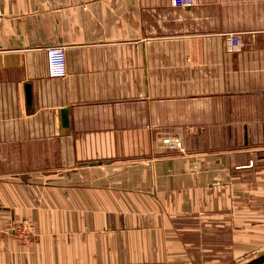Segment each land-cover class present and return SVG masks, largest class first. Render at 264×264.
I'll return each mask as SVG.
<instances>
[{
	"label": "crops",
	"instance_id": "1",
	"mask_svg": "<svg viewBox=\"0 0 264 264\" xmlns=\"http://www.w3.org/2000/svg\"><path fill=\"white\" fill-rule=\"evenodd\" d=\"M0 8V264L264 251V0ZM49 46L65 48L67 78L49 77ZM166 137L185 150H158Z\"/></svg>",
	"mask_w": 264,
	"mask_h": 264
},
{
	"label": "built area",
	"instance_id": "2",
	"mask_svg": "<svg viewBox=\"0 0 264 264\" xmlns=\"http://www.w3.org/2000/svg\"><path fill=\"white\" fill-rule=\"evenodd\" d=\"M198 0H173L176 7H192L197 5ZM4 21V14L0 8V25ZM229 45L232 50L239 51L243 49L244 45L237 34L229 36ZM48 74L52 79H65L68 77L67 56L63 46H49L46 49ZM170 148L182 149L179 140H166L164 142Z\"/></svg>",
	"mask_w": 264,
	"mask_h": 264
},
{
	"label": "rangeland",
	"instance_id": "3",
	"mask_svg": "<svg viewBox=\"0 0 264 264\" xmlns=\"http://www.w3.org/2000/svg\"><path fill=\"white\" fill-rule=\"evenodd\" d=\"M166 140H179L177 138H169V137H166V138H162L161 141L157 142V146L156 148L158 150H162L163 148L166 149V150H177V151H184L185 148L181 142V145H182V149H179V148H170L168 147V144H165L164 142ZM33 225L32 224H28V223H20L16 226L15 228V232H16V235L18 237V239H21V240H25L27 241L28 239H30V237H32L33 235ZM264 255V251L262 252H259V253H253L250 257H247V258H240V256H237L236 260L235 261H232L231 259L230 260H223L221 262V264H247L261 256Z\"/></svg>",
	"mask_w": 264,
	"mask_h": 264
},
{
	"label": "water",
	"instance_id": "4",
	"mask_svg": "<svg viewBox=\"0 0 264 264\" xmlns=\"http://www.w3.org/2000/svg\"><path fill=\"white\" fill-rule=\"evenodd\" d=\"M68 127H69L68 111L64 109L61 111V128L66 129ZM247 264H264V255Z\"/></svg>",
	"mask_w": 264,
	"mask_h": 264
}]
</instances>
